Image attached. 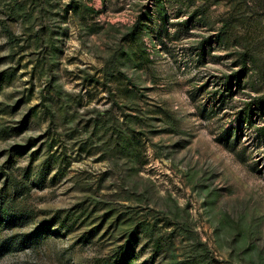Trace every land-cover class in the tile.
Returning <instances> with one entry per match:
<instances>
[{
	"label": "rangeland",
	"instance_id": "374dc122",
	"mask_svg": "<svg viewBox=\"0 0 264 264\" xmlns=\"http://www.w3.org/2000/svg\"><path fill=\"white\" fill-rule=\"evenodd\" d=\"M122 259L264 264V0H0V264Z\"/></svg>",
	"mask_w": 264,
	"mask_h": 264
},
{
	"label": "trees",
	"instance_id": "16d2710c",
	"mask_svg": "<svg viewBox=\"0 0 264 264\" xmlns=\"http://www.w3.org/2000/svg\"><path fill=\"white\" fill-rule=\"evenodd\" d=\"M236 77V75H232V76H227V78H225V80H227L228 81V86H227V89H226V91L227 92H229V93H232V86H231V84H232V80H231V78L232 77ZM238 77V76H237ZM237 80H240V78H237ZM113 137L115 136V144H116V147H120V151L122 152V151H124V153H125V150H127L128 149V143H131V140L133 141V137L129 140V138L131 137V136H129V135H127V134H119V133H117V134H114V135H112ZM120 153V152H119ZM69 220V218H66L65 219V222H61V224L59 225V228L60 229H63V228H67V230L68 229H72L73 227L72 226H66V222ZM146 230V229H145ZM93 232L94 231H92L91 232V234L90 235H93ZM136 238L137 239V236L135 235V232L134 233H132L131 234V240L130 241H128V242H130V243H132V238ZM84 238L86 239V237L84 236ZM119 263H125V259H122L121 261H119Z\"/></svg>",
	"mask_w": 264,
	"mask_h": 264
}]
</instances>
